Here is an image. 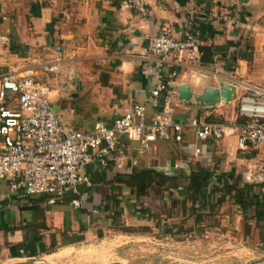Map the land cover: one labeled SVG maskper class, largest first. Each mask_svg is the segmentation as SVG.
I'll use <instances>...</instances> for the list:
<instances>
[{"label": "crops", "instance_id": "obj_1", "mask_svg": "<svg viewBox=\"0 0 264 264\" xmlns=\"http://www.w3.org/2000/svg\"><path fill=\"white\" fill-rule=\"evenodd\" d=\"M144 1L146 16L141 18L118 0H0L9 16L5 20L4 14L0 15V35L7 39L0 45V75L11 69H35L37 81L47 88L48 101L68 131H87L96 122L109 125L135 105L144 108L149 121L161 106L148 92L154 82L152 60L144 54L148 38L161 27L180 37L186 28L202 23L210 30L212 62L202 66L199 59L189 63L181 56L175 76L163 77L173 119L183 123L192 118L224 124L235 121L236 98L244 92L243 86L260 85L264 79V0ZM208 13L216 18L227 13L238 22V28L208 20ZM43 66L51 67V72L43 71ZM219 83L234 86L231 102L226 105L202 108L192 100L185 103L176 98L179 84L199 95L204 88H216ZM125 142V146L120 144L123 156L118 158L119 167L110 166V175L105 178L115 173L128 174L132 168L168 177L186 176L196 166L212 171L218 178H241L244 167L262 155L260 148L238 151L234 135L197 144L200 154L194 157L188 150L194 142L191 131L182 135L180 143L155 142L144 150L134 142ZM103 169L93 164L82 173L89 178L92 172ZM88 190L82 189V209L87 213L95 210L97 214L101 198L108 194V185H91ZM43 200L22 194L8 198L6 183L0 182V264H52L70 254L73 246L103 238L100 228L94 231L90 226V217L80 216L66 201L46 205ZM144 206L159 213L149 200L143 201ZM121 208L120 225L110 237L117 249L114 256L94 257V252L87 251L89 258L81 261L151 262L147 253L165 239L160 226L122 203ZM222 211L219 222L225 233H232L236 240H249L243 237V228L244 224L253 228V210L240 211L228 204V210ZM78 220L84 228L81 232L77 231ZM120 227L130 228V234L118 231ZM134 243L141 249L149 248L139 256L119 255L118 248ZM97 248L89 245L87 249Z\"/></svg>", "mask_w": 264, "mask_h": 264}, {"label": "built area", "instance_id": "obj_2", "mask_svg": "<svg viewBox=\"0 0 264 264\" xmlns=\"http://www.w3.org/2000/svg\"><path fill=\"white\" fill-rule=\"evenodd\" d=\"M118 1L141 18L146 16L144 0ZM4 8L5 3H0V15L8 20ZM207 18L238 28V22L227 13L218 18L208 13ZM197 36L194 27L186 28L180 37L161 27L148 38L144 54L152 60L154 78L148 92L151 98L161 100L160 110L149 121L144 108L135 105L109 125L96 122L87 131H68L58 112L52 110L47 88L37 81L35 69H11L0 75V182L6 183V197L36 196L44 198L46 205H56L63 204L69 194L67 205L78 211L83 207L82 189L91 187L82 170L93 164L100 168L119 167L122 140L134 142L144 150L155 142L180 143L187 131H191L194 141L188 146L193 157L200 154L197 144L206 140L218 142L229 135H234L238 151L260 148L261 157L246 165L240 176L243 184L264 193V79L260 85L243 86L244 92L236 98L237 118L229 124L196 118L183 123L173 119L163 77L175 76L181 56L189 63L198 61L201 54ZM6 42V37L0 35V45ZM51 70L50 67L48 71Z\"/></svg>", "mask_w": 264, "mask_h": 264}, {"label": "trees", "instance_id": "obj_3", "mask_svg": "<svg viewBox=\"0 0 264 264\" xmlns=\"http://www.w3.org/2000/svg\"><path fill=\"white\" fill-rule=\"evenodd\" d=\"M193 27L198 32L197 41L200 43L198 44L201 54L199 63L202 66L208 65L212 62L213 48L210 42V30L202 23ZM157 104L161 106V100H157ZM121 144L125 146V140H122ZM109 170L110 168L107 167L102 172L94 171L88 179L91 185H108V194L101 198L97 209L106 217L105 220L110 217L109 224L114 228L119 225L121 203L123 207L128 206L145 219H150L154 225L160 226L163 221L162 235L201 232L206 222H211L217 215L220 219L222 215L220 210L227 211L228 204H231L240 211L250 208L253 210V228L250 229L248 224H244L243 237L249 239V235L255 231L259 234L256 242L264 243V197H261L264 193H259L255 186L243 184L241 178H218L213 176L212 171L197 166L188 175L177 177H168L144 168H132L128 174L115 173L111 178H105L110 175ZM123 191L126 192L124 198ZM69 198L67 194L65 201L67 202ZM146 199L159 203V213L155 214L147 206L143 207V201ZM77 212L80 216L90 217V226H97L98 220L93 219L90 212L87 213L84 209ZM162 213H165L164 219L160 218ZM167 219H178V221L167 225L165 224ZM188 219L191 220V226L186 228ZM83 229L78 220L77 231L81 232ZM117 229L126 234L131 232L130 228L126 227Z\"/></svg>", "mask_w": 264, "mask_h": 264}, {"label": "rangeland", "instance_id": "obj_4", "mask_svg": "<svg viewBox=\"0 0 264 264\" xmlns=\"http://www.w3.org/2000/svg\"><path fill=\"white\" fill-rule=\"evenodd\" d=\"M49 68V66L42 67V69H44L43 71L47 73L51 72L48 71ZM76 94H78V92ZM144 201L148 202V199ZM150 203L153 209L159 211L160 205L158 202L150 200ZM164 216L165 213H162L160 218L164 219ZM92 218L98 220L96 222L97 226L92 225V228L94 231L100 228L102 232L101 237L103 238L73 246L72 250L69 251L70 254L67 253L65 257L54 261L52 264H90L88 261H81L89 258L87 254H89L90 251L94 252V257L96 255H100V258L103 256H114L117 249L112 246L115 240H111L113 238L110 237L114 235L112 231H115L116 228L109 224L110 217L105 220L106 217L98 212L92 215ZM177 221L178 219H167L165 224L171 225V223ZM120 222L119 219V225ZM162 223L159 224L160 228ZM187 224L191 226V220H187L186 228H188ZM203 227V231L201 232L190 231L183 234L172 233L169 236L164 235V241H160L161 244H159L158 247H154L147 253L150 255V261L152 262L155 260L156 262H147L146 264H249L250 262L257 261L264 257V243L256 242V238L259 234H256L255 231L249 235V240H236L232 233H225L226 230L220 226L218 215L211 222H206ZM215 227H217V230H214ZM102 228H107V230H103ZM102 244H104V246H102ZM89 245L98 248L94 251L92 249L88 250L87 248ZM128 246L130 247L118 248V251H120V253L118 252L119 255L124 256L128 254L129 256H139L145 254V250L149 248L148 246H143V249H141L135 243ZM97 250L100 253H96ZM57 256L60 258V254ZM258 264H264V261Z\"/></svg>", "mask_w": 264, "mask_h": 264}, {"label": "water", "instance_id": "obj_5", "mask_svg": "<svg viewBox=\"0 0 264 264\" xmlns=\"http://www.w3.org/2000/svg\"><path fill=\"white\" fill-rule=\"evenodd\" d=\"M234 93V86L231 84L219 83L216 88L206 87L199 95H193L188 87L184 84H179L176 90V98L178 101L188 103L192 100L202 108H211L219 103L224 105L231 102ZM54 110V108H52ZM55 111V110H54ZM264 261V257L249 264H258Z\"/></svg>", "mask_w": 264, "mask_h": 264}]
</instances>
